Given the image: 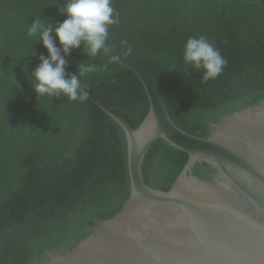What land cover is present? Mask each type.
I'll list each match as a JSON object with an SVG mask.
<instances>
[{"label":"trees","instance_id":"1","mask_svg":"<svg viewBox=\"0 0 264 264\" xmlns=\"http://www.w3.org/2000/svg\"><path fill=\"white\" fill-rule=\"evenodd\" d=\"M65 3L0 0V264H34L46 251L73 248L130 194L125 133L95 101L137 128L149 109L138 76L104 51L91 58L73 49L68 72H77L80 61L98 69L81 78L86 101L37 96L28 78L38 55H47L27 36L28 26L35 18L63 21ZM112 6L119 14L109 28L115 47L151 74L181 129L207 137L211 123L264 100V0H112ZM200 35L227 60L207 83L182 57L186 40ZM187 159L157 139L143 159L144 181L168 190ZM192 174L211 180L214 170L196 162Z\"/></svg>","mask_w":264,"mask_h":264},{"label":"water","instance_id":"2","mask_svg":"<svg viewBox=\"0 0 264 264\" xmlns=\"http://www.w3.org/2000/svg\"><path fill=\"white\" fill-rule=\"evenodd\" d=\"M106 43L107 55L138 76L149 101L135 129L95 101L125 133L130 194L73 248L46 251L34 264H264V100L211 123L209 136L194 135L174 123L151 74L111 35ZM160 138L188 154L166 191L149 186L142 172ZM196 162L210 165L211 180L192 174Z\"/></svg>","mask_w":264,"mask_h":264},{"label":"clouds","instance_id":"3","mask_svg":"<svg viewBox=\"0 0 264 264\" xmlns=\"http://www.w3.org/2000/svg\"><path fill=\"white\" fill-rule=\"evenodd\" d=\"M63 21L46 24L35 18L28 26L27 36L40 42L47 55H38L39 64L28 74L37 96L64 98L66 101L84 102L88 99L87 86L81 78L98 71L93 64L78 62V71L68 72L67 57L73 49L95 58L108 51L109 28L119 23V14L112 0H66L62 9ZM59 44V46H57ZM36 52L34 51V54ZM186 66L202 72L201 83L222 74L227 60L220 50L204 35L189 37L182 52Z\"/></svg>","mask_w":264,"mask_h":264},{"label":"flooded vegetation","instance_id":"4","mask_svg":"<svg viewBox=\"0 0 264 264\" xmlns=\"http://www.w3.org/2000/svg\"><path fill=\"white\" fill-rule=\"evenodd\" d=\"M213 175H214V174H213ZM41 259H42V261H43V260H46V256H45V257L43 256V258H41Z\"/></svg>","mask_w":264,"mask_h":264}]
</instances>
